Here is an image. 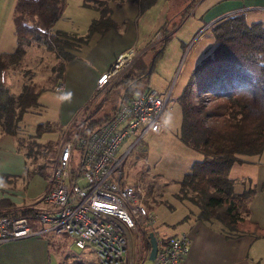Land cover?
<instances>
[{
	"label": "trees",
	"instance_id": "trees-1",
	"mask_svg": "<svg viewBox=\"0 0 264 264\" xmlns=\"http://www.w3.org/2000/svg\"><path fill=\"white\" fill-rule=\"evenodd\" d=\"M109 1L111 0L102 1L103 5L99 8L102 10L100 17L92 21L88 33L83 36L64 30L55 33V26L59 18L63 17L68 0L16 1L13 22L17 48L0 52V81H3L0 82V106L3 107L0 108L2 113L0 121L4 122H0L2 133L18 138L22 132L21 122L24 115L33 111L36 106H40L39 97L48 89L43 84L30 83L25 84L21 92L14 93L5 82V70L7 72L19 65L26 48L33 42L45 44L48 49L61 52L63 61L59 63V71H62L69 61L84 58L82 49L89 46L92 35L98 33L100 36L113 27ZM155 1L139 0V4L146 5L141 7L145 10ZM196 1L192 0L181 15H186ZM166 25L159 29L166 38L155 50L150 66L142 62L139 73L133 68L134 74L132 69L122 79L121 83L125 86L122 102L127 101V97L129 100L134 93L149 87V77L154 71L156 62L162 57L168 41L172 38L170 33L175 28V26L168 28ZM211 32L213 47L207 49L205 55L194 66L193 73L191 72L178 96L182 111L180 139L187 146L201 153L202 158L196 159L190 170L185 172L180 181H177L179 190L174 195L181 201L187 200L198 209V220L221 223L222 230L227 236L248 234L264 238V228L249 219V202L256 188L250 185L239 192L236 190L237 184H246L250 180L229 176L232 166L236 162L244 161L242 156L260 155L264 152V21L249 22L244 14H234L216 21L211 26ZM63 72L58 76L62 77ZM142 79L146 86L139 90L136 83L142 82ZM31 93L35 95L32 97ZM96 95L97 93L92 98ZM4 101L6 104H2ZM11 104H13L12 110L9 112ZM116 108L104 118L89 119L85 133L109 119ZM101 119L104 120L102 123ZM40 123L36 127V137H41L46 132H55L61 127L51 121ZM11 130L15 131V134ZM35 173L40 175L42 173L45 178L50 175L45 164H40ZM8 200L0 199L2 215L16 217L36 212L34 207L16 208ZM156 228L157 225L154 227L155 232H157ZM139 229L143 236L142 247L145 253L142 261H145V257L149 258L152 250V236L156 237V234L146 225H142Z\"/></svg>",
	"mask_w": 264,
	"mask_h": 264
},
{
	"label": "crops",
	"instance_id": "crops-1",
	"mask_svg": "<svg viewBox=\"0 0 264 264\" xmlns=\"http://www.w3.org/2000/svg\"><path fill=\"white\" fill-rule=\"evenodd\" d=\"M16 1L0 0V14L5 15L12 11L13 17ZM68 1L65 13L57 22L55 29L60 28L68 32L71 30L79 32L77 21L81 19L79 13H83L85 14V19H81L84 21V31L82 33L87 34L91 21L100 17V11H97V8L92 7L95 9L92 10L91 7L87 8L85 6V8L82 4L75 3L78 4L77 10L80 11L78 13L73 11V13L70 11V0ZM191 1L156 0L153 5L145 10H141L139 4L135 1L126 0L121 4H115L114 1L109 3L112 8V20L115 24L100 36L98 33L92 35L89 46L82 49L84 58H75L66 64L62 77H59V83L57 82V86L64 84L63 89L59 91L61 96L59 99L58 117L55 120L48 121H55L54 123H59L58 125L63 127L75 120L82 109L86 108L91 101L93 102L91 100L93 95L95 93L98 94L96 92L97 80L101 74L110 69L120 54L133 48L136 51L140 49V53L144 49L146 51L150 49V44L158 34L160 27L167 24L170 19L171 22L167 24L168 28L175 26L171 32L172 37L173 34L187 25L189 27L188 33L197 32L199 29L204 30L203 33L206 34L205 38L207 41L204 44L203 55L213 43L211 26L216 21L234 14H244L249 22L264 20V0H197L183 17L181 13L185 9L184 5L189 4ZM179 16L182 17L180 22ZM96 34L98 35L93 39ZM10 43L7 39L0 41V52L14 50L15 48L11 50L13 46ZM146 51L144 50L142 54ZM40 97L39 108L41 107L42 110L34 109L24 115L21 122L22 133L28 126L27 121L31 122L29 120L31 118L28 115L36 116V119H38V116L40 118L43 112L45 113V107ZM37 122L46 121L40 120V122ZM43 135L45 136V133ZM17 139L16 136L11 137V135L0 131V199L3 196L6 199H11L10 201L17 208H22V206L33 207V204L38 203V206H34L36 209L43 206L42 196L49 186L48 178H46V189L34 195L28 194L27 188L30 185L29 180L31 178L28 179L25 175L28 168V160L26 154L19 149ZM242 157L244 161L236 162L230 169L229 176L231 178H246L250 180L246 184H237L236 190L239 192L250 185L256 188V192L249 202V219L264 228V152L260 155ZM177 209H173L171 212L173 213ZM197 213L198 209L188 204L186 209L181 212V215L174 220L164 221L163 226L157 223L159 225L158 231L161 235L188 234L190 249L181 264H264L263 237H255L248 234L227 236L222 230L221 223L218 221H200L197 219ZM35 226L38 227L36 224ZM53 236L55 235L32 236L1 242L0 264H60L61 262L59 263L60 259H58L56 252L57 247H53L55 245V242H53L55 237ZM84 253L81 255H84L87 259H81L82 263L80 264H96L94 255L91 254L93 257H87ZM88 259L91 260L88 261Z\"/></svg>",
	"mask_w": 264,
	"mask_h": 264
},
{
	"label": "built area",
	"instance_id": "built-area-1",
	"mask_svg": "<svg viewBox=\"0 0 264 264\" xmlns=\"http://www.w3.org/2000/svg\"><path fill=\"white\" fill-rule=\"evenodd\" d=\"M135 53L130 49L120 54L98 78L97 89L127 66ZM171 100V90L149 86L120 101L112 116L96 128L67 133L52 161L43 206L29 215L0 214V243L59 234L94 255L96 264H126L129 233L139 224L155 232L157 219L140 201L137 186L125 181L123 163L147 135L164 132L163 117ZM155 234L157 252L147 264H181L190 249L188 234Z\"/></svg>",
	"mask_w": 264,
	"mask_h": 264
},
{
	"label": "rangeland",
	"instance_id": "rangeland-1",
	"mask_svg": "<svg viewBox=\"0 0 264 264\" xmlns=\"http://www.w3.org/2000/svg\"><path fill=\"white\" fill-rule=\"evenodd\" d=\"M102 1L103 0H80V1L70 0L71 3L70 11L71 12L74 11L77 13L78 11H80L77 10L78 4L75 3L82 4L84 2L85 4L88 5H85L84 3L82 5H85L87 7L91 5V7L93 8L96 7L99 8L100 6L102 7L103 5ZM113 1L115 4H119V3L121 4L126 0H113ZM113 1H109L108 4L113 3ZM128 1H132V0H128ZM133 1L137 2L138 4L140 3L139 0L138 1L133 0ZM180 1L181 0H179V2ZM187 4H185L184 7H186ZM79 15H81V19L82 18L83 20L85 19V14L79 13ZM180 18L182 17L179 16V22H180ZM81 19L77 21L79 32H76L75 30H71L70 32H75L83 36L86 35V33L85 34L82 33V31H84V27H83L84 21ZM66 22H68V20H66ZM58 30L61 29L60 28L56 29L55 33H58L57 32ZM187 30H189L188 25L185 26L183 29L179 30L178 32H176L175 34H173V37L168 41L164 49V53L162 57L156 62L154 71L152 72L149 79L150 80L149 84L151 87H154L160 91L171 90L172 100L170 102V106L164 113V117H163L165 131L162 132L161 134L147 135L144 138L143 142L134 150L132 154L128 155L127 159L123 163V173H124L125 181L127 183H132L137 186L140 192V201L143 202V204L147 208H149L151 212H154L156 214L157 216L156 218L158 219V221L155 223V225L159 223L161 224L160 226H163L164 224L163 222L166 220H174L175 218H177L179 215H181V212L184 211V209H186V205L190 204V202H188L187 200L181 201L179 198L175 197L174 194L178 193L177 191L179 190V184L177 181H180L183 178L185 172L190 170L192 163L196 159L202 158L201 153L187 146L180 139L179 136V131L182 122V111H181V105L178 102V96L181 94L188 80V77L190 76L189 74H191L192 72L193 67L204 56L203 55V52L205 50L204 44L207 41L205 38L206 34L203 33L204 32L203 29H199L197 32L193 31L192 33L191 32L188 33ZM14 32H15V25L13 22L12 11H10V13L5 15L0 14V41H3L5 39L9 40L11 42L10 44L13 46L11 50L16 47V37ZM159 33L154 38L152 42L153 45L149 47L150 49H148L144 54H140V51H136L135 55L132 56L131 59L132 61L130 60L128 64L130 67L128 65L127 67L125 66L124 67L125 69L123 68L122 71L119 72V74H117L113 79H110L109 81L110 83L108 82L106 85H104L105 88L103 87L102 89L99 90L97 89L98 94L95 96L96 100L92 98L91 100H93V102L91 101V103L87 105L86 108L82 109L83 112L81 111L82 113L80 112L78 117H76L75 120L72 121V123L71 122L69 123L70 125L69 124L64 125L63 127L58 128V130H56L53 133L46 132L45 136L43 135L44 137L43 136L35 137L34 134L36 133V127H37L36 125H38L37 121L40 122V120H45V121L55 120L58 117V112L60 107L59 99L61 96V92L56 90L55 87L57 86V82L59 78L58 75L59 73H61L60 72L61 70L60 71L58 70L59 69L58 66L60 61H63V58L59 56L60 53L58 52V50H54V51L49 50L45 44H39L37 42H33L32 43L33 45L31 44L26 48L27 49L26 53L23 56V59L20 62V64L11 68L5 73V75L7 76V77L4 76L5 80L7 79V81L5 82L11 87V90L14 93L21 92L23 88L22 86H24L25 83L26 84L41 83L48 88L40 97V100L45 107V113L43 112L40 118L38 116V119H36V116L28 115L31 118L29 119L31 120V122L27 121L28 126L26 130L24 131V133L21 132L20 137H18V142L19 140H21L19 142V146L21 150L25 154L28 153L27 154L28 168L25 175L28 179L31 177L29 180L30 185L27 188L29 195L31 194L34 195L37 192H41L44 189H46L47 187L46 178L42 175L40 176V174L39 175L33 174V171L35 173V170L38 168L37 166L40 165L41 162H42L41 164H45V163H46L45 165L48 164L47 170L51 171L52 163H48V162L52 161L54 156H56L60 143L63 141V139H65V136L67 135L65 131H67L68 134L70 133L71 130H80L84 128L85 131V127H86V124L84 123L85 120H86L85 122L87 123V121H89V119L91 118H99V117L104 118L105 117L104 115L108 114L107 112L109 113L112 112L114 108L118 106L116 105V102L117 101L120 102L121 97L119 96L120 95L122 96L123 95L122 92L124 93L125 90L124 84L121 83L123 79L122 77L125 76L124 72H126V70L127 72H129L130 68L134 65L133 68L137 69V71L135 72L138 73L139 71H141L140 67H142L143 60L145 64L150 66L155 50L162 44L163 40L166 38L162 31H159ZM97 35L98 34L94 35L93 39ZM156 45H158V47H156ZM212 47H213V43L207 49H211ZM140 56H142L143 58ZM56 62L58 65L56 64ZM142 80H143L142 82L140 81L141 83L140 82L136 83V87L139 90L142 89L144 86H146L144 79ZM35 109H37L38 111L42 110L41 107L39 108V106H36ZM95 109L96 112L94 111ZM109 109L112 110L108 111ZM84 113L86 115L85 117H84ZM75 122L78 124L75 125ZM79 124L80 126H78ZM75 126L76 127L78 126L77 129ZM81 126L83 128H80ZM31 134L33 136H31ZM29 138L32 140H30ZM22 139H24L23 141L24 143H22ZM48 139H50V141H48ZM36 142L38 144H36ZM44 142L45 144L48 143L47 144L48 146H46ZM51 142L53 145L51 144ZM55 145L58 146L54 148ZM39 146L41 151L38 148ZM50 146H52L53 149ZM35 149L36 150L38 149L37 157L34 156L36 155L34 153V151H36ZM45 155L46 156L48 155L47 156L48 159ZM49 158L52 160H50ZM38 205H39L38 203L33 204V206H38ZM176 208H178L177 211L172 213L171 210ZM141 226L142 224L137 225L136 229L132 230L129 233L131 240V247L127 257L128 264H132V263L147 264L148 262L147 259L148 257H145L146 258L145 261L144 260L142 261L145 253L143 252V247H142L143 236L140 233V229H139ZM148 227L150 228V230L153 231L152 227L150 226ZM158 227L159 226L157 225L156 230L159 233ZM159 235L161 234L159 233ZM53 237L56 238L59 237L57 240H55L54 243L55 246L53 247L55 248L57 247L56 252H58L57 254L59 258L64 256L62 259H60L61 264H77L78 262H80L78 261L79 259L81 260V258L83 259L86 258L84 255H81L82 253H84L82 249L77 247L75 244H72L71 241L65 236L58 235V237L57 236H53ZM58 243L61 245V247L60 245H57ZM58 248L60 251L58 250ZM64 251L65 254H63ZM84 254L87 257H93L90 253L85 252ZM72 258L75 260H73ZM76 260L78 262H76Z\"/></svg>",
	"mask_w": 264,
	"mask_h": 264
},
{
	"label": "bare ground",
	"instance_id": "bare-ground-1",
	"mask_svg": "<svg viewBox=\"0 0 264 264\" xmlns=\"http://www.w3.org/2000/svg\"><path fill=\"white\" fill-rule=\"evenodd\" d=\"M79 1H80V0H79ZM132 1H133V0H132ZM136 1H138V0H136ZM154 1H155V0H154ZM167 1H168V0H167ZM152 2H153V1H152ZM83 3H84V2H83ZM83 3H82V4H83ZM136 3H137V2H136ZM84 4H85V3H84ZM119 4H120V3H119ZM144 4H145V3H144ZM194 4H195V3H194ZM194 4H193V5H194ZM85 5H88V4H85ZM85 5H83V6L85 7ZM92 5H94V4H92ZM81 6H82V5H81ZM89 6L91 7V5H89ZM89 6H88V7L86 6V7L89 8ZM143 6L146 7V5H142V6L140 5V7H143ZM86 7H85V8H86ZM100 7H101V6H100ZM100 7H99V8H100ZM96 8H97V7H96ZM99 8H97V9H99ZM91 9H92V10H95V9H93L92 7H91ZM97 9H96V10H97ZM241 9H242V8H241ZM100 10H101V9H100ZM100 10H99V11H100ZM138 10H139V9H138ZM141 10H142V9H141ZM189 10H190V9H189ZM189 10H188V11H189ZM97 11H98V10H97ZM101 11H102V10H101ZM101 11H100V12H101ZM188 11H187V12H188ZM15 12H16V10H15ZM141 12H142V11H141ZM233 13H234V12H233ZM15 14H16V13H15ZM185 14H186V13H185ZM228 14H229V13H228ZM192 15H193V14H192ZM135 16H136V15H135ZM183 17H184V14H183ZM215 18H216V17H215ZM59 19H60V18H59ZM33 20H34V19H33ZM37 20H38V19H37ZM90 20H91V19H90ZM127 20H128V19H127ZM136 20H137V17H136ZM167 21H168V20H167ZM173 21H174V20H173ZM263 21H264V20H263ZM91 22H92V21H91ZM170 22H171V19H170V21H168V23H170ZM198 22H199V21H198ZM28 23H29V22H28ZM166 23H167V22H166ZM168 23H167V24H168ZM114 24H115V23H114ZM116 26H117V25H116ZM125 26H126V24H125ZM166 26H167V25H166ZM203 26H204V25H203ZM160 28H161V27H160ZM76 29H77V28H76ZM115 29H116V28H115ZM117 29H118V28H117ZM206 29H207V27H206ZM169 30H170V29H169ZM192 30H194V29H192ZM116 31H117V30H116ZM118 31H119V30H118ZM159 31H160V30H159ZM121 32H122V31H121ZM158 33H159V32H158ZM168 33H169V32H168ZM174 33H175V32H174ZM155 34H156V33H155ZM170 34H171V33H170ZM200 34H201V33H200ZM168 35H169V34H168ZM161 36H162V35H161ZM135 37H136V36H135ZM155 37H156V36H155ZM161 39H162V38H161ZM159 40H160V39H159ZM162 40H163V39H162ZM213 41H214V40H213ZM154 43H155V42H154ZM163 43H164V40H163ZM149 44H150V43H149ZM160 44H161V43H160ZM182 44H183V43H182ZM32 45H33V44H32ZM150 45H153V43L150 44ZM185 45H186V44H185ZM182 46H183V45H182ZM58 47H59V46H58ZM154 47H155V46H154ZM156 47H158V45H156ZM16 48H17V47H16ZM43 48H44V47H43ZM78 48H79V47H78ZM46 49H47V48H46ZM133 49H134V48H133ZM26 50H27V49H26ZM49 50H53V49H49ZM61 50H62V49H61ZM139 50H140V49H138V51H139ZM144 50L146 51V49H144ZM144 50H143V51H144ZM125 51H126V50H125ZM143 51H142V52H143ZM58 52H59V51H58ZM62 52H63V51H62ZM142 52H141L140 54H142ZM60 53H61V52H60ZM62 55H63V54H62ZM137 55H138V54H137ZM0 56H1V55H0ZM59 56H60V55H59ZM55 57H56V54H55ZM64 57H65V56H64ZM140 57H142V56H140ZM140 57H139V58H140ZM42 58H43V57H42ZM65 58H66V57H65ZM117 58H118V57H117ZM142 58H143V57H142ZM59 61H60V60H59ZM131 61H132V60H131ZM133 61H134V60H133ZM60 62H61V61H60ZM143 62H144V60H143ZM56 64H57V62H56ZM62 64H63V63H62ZM130 64H131V63H130ZM57 65H58V64H57ZM64 65H65V64H64ZM52 66H53V65H52ZM128 66H129V65H128ZM126 67H127V66H126ZM129 67H130V66H129ZM133 67H134V65L130 68V70H129L130 72H131V70L133 69ZM193 68H194V67H193ZM52 69H53V68H52ZM64 69H65V68H64ZM64 69H63L62 71H64ZM124 69H125V68H124ZM128 69H129V68H128ZM138 69H139V67H138ZM146 69H148V67H147ZM54 70H55V69H54ZM136 70H137V69H136ZM62 71H61V73H62ZM121 71H122V70H121ZM133 71H134V69L132 70V73L134 74ZM145 71H146V70H145ZM27 72H28V70H27ZM126 72H127V70H126ZM126 72H124V73L126 74ZM5 73H6V70H5ZM138 73H139V72H138ZM192 73H193V72H192ZM25 74H26V73H25ZM118 74H119V73H118ZM146 74L148 75V73H146ZM188 74H189V73H188ZM53 75H56V74H53ZM101 75H102V74H101ZM123 75H124V74H123ZM142 75H143V74H142ZM189 75H190V74H189ZM5 76H6V75H5ZM29 76H30V75H29ZM119 76H120V75H119ZM119 76H118V78H119ZM133 76H135V75H133ZM6 77H7V76H6ZM59 77H60V76H59ZM121 77H122V76H121ZM125 77H126V76H125ZM64 78H65V77H64ZM122 78H124V77H122ZM126 79H127V78H126ZM96 80H97V79H96ZM119 80H121V79H119ZM133 80H134V79H133ZM5 81H7V79H6ZM117 81H118V80H117ZM0 82L3 83V81H0ZM37 82H38V81H37ZM58 83H59V82H58ZM109 83H110V82H109ZM112 83H113V82H112ZM112 83H111V84H112ZM133 83H135V82H133ZM25 84H26V83H25ZM40 84H41V83H40ZM40 84H39V85H40ZM23 85H24V84H23ZM41 85H42V84H41ZM43 85H44V84H43ZM109 85H110V84H109ZM109 85H108V86H109ZM110 86H111V85H110ZM110 86H109V87H110ZM133 86H134V84H133ZM22 87H23V86H22ZM106 87H107V86H106ZM111 87H112V86H111ZM127 87H128V86H127ZM104 88H105V86H104ZM107 88H108V87H107ZM107 88H106V89H107ZM0 89H1V88H0ZM22 89H23V88H22ZM55 89H56V88H55ZM6 90H7V89H6ZM32 90L34 91V89H32ZM108 90H109V89H108ZM101 91H103V90H101ZM101 91H99V92H101ZM121 91H122V90H121ZM92 92H93V91H92ZM96 92H98L97 89H96ZM106 92H107V91H106ZM126 92H127V91H126ZM131 93H132V91H131ZM5 94L7 95V93H5ZM122 94H124V93L122 92ZM132 94H133V93H132ZM34 95H35V93H34ZM34 95H32V93H31V96H32V97H33ZM94 95H95V94H94ZM108 95H109V94H108ZM126 96H127V95H126ZM9 97H10V96H9ZM32 97H31V98H32ZM91 97H92V96H91ZM119 97H122V96L120 95ZM105 98H106V96H105ZM1 99H2V98H1ZM18 99H19V98H18ZM18 99H17V100H18ZM94 99H95V98H94ZM15 100H16V99H15ZM95 100H96V99H95ZM126 100H128V97L126 98ZM5 101H6V100H5ZM5 101H4L2 104H6ZM8 101H11V100L8 99ZM18 101H19V100H18ZM29 101H30V100H29ZM29 101H28L27 103H29ZM101 101H102V100H101ZM120 101H121V100H120ZM32 102H33V101H32ZM124 102H125V101H124ZM0 103H1V101H0ZM118 103H119V102L117 101V102H116V105H118ZM8 104H9V103H8ZM101 104H102V103H101ZM12 105H13V104H11V106H10L9 109H8L9 112H10V110H12ZM7 106H9V105H7ZM5 107H6V106H5ZM13 107H15V106H13ZM23 107H24V106H23ZM80 107H81V106H80ZM0 108H3L2 105L0 106ZM10 108H11V109H10ZM24 108L26 109V107H24ZM78 108H79V107H78ZM115 108H116V107H115ZM5 109L7 110V107H6ZM15 109H16V108H15ZM15 109H14V110H15ZM79 109H80V108H79ZM83 109H84V108H83ZM89 109H90V108H89ZM111 110H112V109H109L108 111H111ZM1 111H2V110H1ZM3 111H4V110H3ZM94 111L96 112V109H95ZM106 111H107V110H106ZM12 112H13V111H12ZM14 112H15V111H14ZM20 112H21V110H20ZM82 112H83V111H82ZM82 112H81V113H82ZM85 112H86V111H85ZM87 112H88V111H87ZM6 113H7V112H6ZM74 113H75V112H74ZM92 113H93V112H92ZM107 113H109V112H107ZM111 113H112V112H111ZM0 114H2V113H0ZM12 114H13V113H12ZM12 114H11V115H12ZM15 114H16V113H15ZM7 115H8V114H7ZM7 115H6V116H7ZM87 115H88V113H87ZM90 115H91V114H90ZM0 116H1V115H0ZM3 116H4V115H3ZM3 116H2V117H3ZM85 116H86V115H85V113H84V117H85ZM104 116L106 117V115H104ZM12 117H13V115H12ZM90 117H91V116H90ZM10 118H11V117H10ZM6 119H7V117H6ZM87 119H88V118H87ZM3 120H4V119H3ZM12 120H13V118H12ZM82 120H83V118H82ZM84 120H85V119H84ZM8 121H9V116H8ZM16 121H17V120H16ZM85 121H86V120H85ZM85 121H84V123L87 125V123H86ZM99 121H100V120H99ZM102 121H104V120L101 119V123H102ZM0 122H1V123H4V122H2V121H0ZM9 122H10V121H9ZM71 123H72V122H71ZM73 123H74V122H73ZM97 123H98V122H97ZM9 124L11 125L12 123L10 122ZM16 124H17V123H16ZM40 124H41V123H40ZM58 124H59V123H58ZM76 124H78V123L75 122V125H76ZM1 125H2V124H1ZM69 125H70V124H69ZM13 126H14V124H13ZM13 126H12V127H13ZM47 126H48V125H47ZM56 126H57V125H56ZM72 126H73V125H72ZM72 126H70V127H72ZM78 126H80V124H79ZM78 126H77V127H78ZM87 126H88V125H87ZM87 126H86V127H87ZM8 127H10V126H8ZM8 127H7V128H8ZM38 127H40V126H38ZM75 127H76V126H75ZM77 127H76V129H77ZM91 127H92V126H91ZM95 127H96V126H95ZM3 128H4V127H3ZM45 128H46V127H45ZM66 128H67V127H66ZM80 128H83V127L81 126ZM10 129H12V128H10ZM73 129H74V128H73ZM83 129H84V128H83ZM14 130H15V127H14ZM43 130H45V129H43ZM69 130H71V129H69ZM80 130H81V129H80ZM85 130H86V128H85ZM11 131H13V130H11ZM11 131H10V134H12ZM49 131H50V130H49ZM5 132H6V131H5ZM8 132H9V128H8ZM14 132H15V131H13V134H15ZM63 132H64V131H63ZM61 133H62V132H61ZM66 133H68V132H66ZM29 135H30V134H29ZM34 135H36V134H34ZM62 135H63V134H62ZM31 136H33V135L31 134ZM64 136H65V133H64ZM6 137H7V136H6ZM11 137H12V136H11ZM18 137H20V136H18ZM29 137H30V136H29ZM35 137H36V136H35ZM2 138H3V137H2ZM27 139H28V138H27ZM27 139H26V140H27ZM29 139H30V138H29ZM33 139H35V138H33ZM62 139H63V138H62ZM17 140H18V139H17ZM30 140H32V139H30ZM59 140H60V139H59ZM5 141H6V140H5ZM20 141H21V140H19V142H20ZM23 141H24V139H22V143H24ZM48 141H50V139H48ZM19 142H18V144H19ZM26 142H27V141H26ZM56 142H57V141H56ZM22 143H21V144H22ZM27 143H28V142H27ZM54 143H55V142H54ZM36 144H38V143L36 142ZM44 144H45V142H44ZM47 144H48V143H46L45 145L48 146ZM51 144H52V142H51ZM13 145H14V144H13ZM52 145H53V144H52ZM22 146H23V145H22ZM40 146H41V145H40ZM40 146L38 147L39 149H40ZM56 146H58V145H55L54 148H56ZM14 147H15V146H14ZM19 147H20V146H19ZM50 147L53 149L52 146H50ZM50 147H49V148H50ZM45 148H46V147H45ZM17 149H18V148H17ZM47 149H48V148H47ZM13 150H14V149H13ZM32 150H33V149H32ZM35 150H36V149H35ZM37 150H38V149H37ZM37 150L34 151V153L36 154V155H34L35 157H37V155H38V154H37ZM42 150H43V149H42ZM26 151H27V150H26ZM40 151H41V149H40ZM44 151H45V150H44ZM31 152H32V151H31ZM38 152H39V151H38ZM47 152H48V151H47ZM47 152H46V153H47ZM32 153H33V152H32ZM46 153H45V154H46ZM54 153H55V152H54ZM18 154H19V153H18ZM26 155H27V154H26ZM52 155H53V152H52ZM45 156H46V155H45ZM47 156H48V155H47ZM47 156H46V157H47ZM14 157H15V156H14ZM22 157H23V156H22ZM26 157H27V156H26ZM42 157H43V156H42ZM49 157H50V156H49ZM54 157H55V156H54ZM15 159H16V157H15ZM32 159H33V158H32ZM47 159H48V157H47ZM49 159H50V158H49ZM3 160H4V159H3ZM17 160H18V159H17ZM25 160H26V159H25ZM35 160H36V158H35ZM44 160H45V159H44ZM50 160H52V159H50ZM30 161H31V160H30ZM47 161H49V160H47ZM52 161H53V160H52ZM52 161H50V162H48V163H52ZM41 163H42V162H41ZM41 163H40V164H41ZM45 164H46V163H45ZM47 165H48V164H47ZM47 165H46V166H47ZM1 166H2V164H1ZM36 166H37V165H36ZM38 166H40V165H38ZM38 166H37V167H38ZM51 166H52V165H51ZM2 167H4V166H2ZM51 168H52V167H51ZM48 172H50V170H48ZM38 173H40V172L38 171ZM38 173H37V174H38ZM42 173H43V172H42ZM42 173H41V175H42ZM33 174H36V173H34V171H33ZM38 175H39V174H38ZM41 175H40V176H41ZM48 176H49V175H48ZM44 177H45V176H44ZM46 177H47V176H46ZM15 178H16V177H15ZM15 178H13V179H15ZM7 182H8V181H7ZM137 185H138V183H137ZM1 191H2V190H1ZM46 192H47V191H46ZM141 193H142V192H141ZM9 197H11V196H9ZM3 198H4V196H3ZM5 198H6V197H5ZM10 200H11V199H10ZM8 201H9V200H8ZM12 201H13V200H12ZM15 201H16V200H15ZM17 202H18V201H17ZM17 202H16V203H17ZM14 205H15V204H14ZM0 206H1V205H0ZM6 206H7V205H6ZM19 206L21 207V205H19ZM22 207H23V206H22ZM24 207H25V206H24ZM33 207H34V206H33ZM3 208H4V207H3ZM11 208H12V207H11ZM16 208H17V207H16ZM25 208H26V207H25ZM5 209H6V208H5ZM33 209H34V208H33ZM0 210H1V209H0ZM11 210H12V209H11ZM4 211H5V210H4ZM4 211H3V212H4ZM1 212H2V211H1ZM1 212H0V214H1ZM6 212H7V210H6ZM7 213H8V212H7ZM19 213H20V212H19ZM33 213H34V212H33ZM29 214H31V213H29ZM12 216H13V215H12ZM36 225L38 226V224H36ZM43 235H44V234H43ZM53 235L56 236V234H53ZM41 236H42V235H41ZM46 236H47V235H46ZM57 237H58V234H57ZM60 237H61V236H60ZM46 238H47V237H46ZM48 238H49V237H48ZM55 238H56V237H55ZM55 238H54V239H55ZM58 238H59V237H58ZM58 238H56L55 240H57ZM54 239H52V240H54ZM60 239H61V238H60ZM60 239H59V240H60ZM62 239H63V238H62ZM135 239H136V236H135ZM63 240H64V239H63ZM63 240H61V241H63ZM50 241H51V239H50ZM64 241H65V240H64ZM136 241H137V240H136ZM53 242H55V241H53ZM69 242H70V241H69ZM60 243H61V242H60ZM62 244H63V243H62ZM137 244H138V243H137ZM137 244H136V245H137ZM57 245H60V244L58 243ZM54 246H55V245H54ZM58 247H59V246H58ZM60 247H61V245H60ZM62 247H63V246H62ZM64 247H65V246H64ZM58 250H59V248H58ZM59 251H60V250H59ZM67 251H69V250H67ZM70 251H71V249H70ZM61 252H62V251H61ZM57 253H58V252H57ZM63 254H65V251H64ZM63 254H62V255H63ZM74 254H75V253H74ZM59 255H60V254H59ZM66 255H67V254H66ZM68 255H69V253H68ZM77 255H78V254H77ZM57 257H58V255H57ZM63 257H64V256H62L61 258L58 257V259H62ZM69 258H70V257H69ZM80 258H81V257H80ZM133 258H134V256H133ZM72 259H73V258H72ZM76 259H77V258H76ZM81 259H83V258H81ZM85 259H86V258H85ZM184 259H185V258H184ZM184 259H183V260H184ZM73 260H75V259H73ZM90 260H91V259H90ZM90 260L88 259V261H90ZM70 261H71V260H70ZM78 261H80V259H79ZM78 261L76 260V262H78ZM93 261H94V260H93ZM74 262H75V261H74ZM74 262H73V263H74ZM83 262H84V261H83ZM59 263H60V260H59ZM79 263H80V262H79ZM81 263H82V262H81ZM89 263H90V262H89ZM91 263H93V262H91ZM95 263H96V262H95ZM60 264H61V263H60ZM126 264H128V262H127ZM132 264H133V263H132Z\"/></svg>",
	"mask_w": 264,
	"mask_h": 264
},
{
	"label": "water",
	"instance_id": "water-1",
	"mask_svg": "<svg viewBox=\"0 0 264 264\" xmlns=\"http://www.w3.org/2000/svg\"><path fill=\"white\" fill-rule=\"evenodd\" d=\"M157 238L155 236H152V250L149 255V259L152 260L155 257V254L157 252Z\"/></svg>",
	"mask_w": 264,
	"mask_h": 264
}]
</instances>
